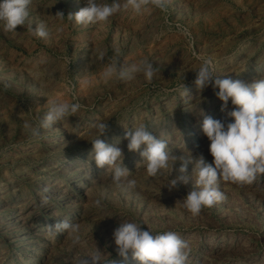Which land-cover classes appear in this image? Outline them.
I'll return each instance as SVG.
<instances>
[{
  "label": "rangeland",
  "instance_id": "rangeland-1",
  "mask_svg": "<svg viewBox=\"0 0 264 264\" xmlns=\"http://www.w3.org/2000/svg\"><path fill=\"white\" fill-rule=\"evenodd\" d=\"M85 6V0H32L24 26L6 33L0 23V264H77L96 247L116 264H137L115 252L113 231L124 221L154 233L176 231L190 245L187 264H264V175L250 185L220 181L226 199L192 216L182 206L192 181L166 186L180 175L181 162L148 177L142 157L123 139L125 129L142 123L167 141V151L202 153L211 164L201 112L227 124L232 105L221 111L211 86L199 91L195 70L211 58L222 79H264V0H167L164 9L121 10L101 24L67 17ZM40 23L49 37L32 35ZM113 57L122 64L147 58L157 75L105 83L100 72ZM49 98L81 107L31 139L24 124H39ZM98 121L109 124L100 138L122 149L123 165L138 182L134 193H121L112 170L95 164L90 140ZM97 198L101 207L94 206ZM63 220L80 224V244L49 230Z\"/></svg>",
  "mask_w": 264,
  "mask_h": 264
},
{
  "label": "clouds",
  "instance_id": "clouds-1",
  "mask_svg": "<svg viewBox=\"0 0 264 264\" xmlns=\"http://www.w3.org/2000/svg\"><path fill=\"white\" fill-rule=\"evenodd\" d=\"M32 0H0V23L6 33H13L17 26H24L29 17ZM86 6L67 17L78 25L107 23L111 17L121 10L131 9L141 14L149 6L164 9L167 0H113L104 3L101 0H85ZM55 17L63 20L65 15L57 11ZM57 28V32L62 31ZM32 35L47 38L50 33L43 23L31 29ZM101 52L99 57L104 58ZM158 68L147 58L122 64L118 57H113L104 65L100 72L105 82L132 80L137 74H142L151 81ZM194 84L199 91L211 86L215 95L222 101L221 111H225L231 102L232 110L228 115L232 122L225 124L219 119L203 115L202 131L210 141L209 152L212 163H207L202 153L193 156L175 155L167 151V141L158 138L148 130L145 124H139L132 130L125 129L123 139L128 141L129 151L138 152L142 157L148 177H156L163 171L173 169L177 161L181 162L175 179L166 185L169 190L178 189L180 183L187 184L190 180L193 189L183 198L182 206L192 216H198L202 209L211 208L216 203L226 199L220 190V181L238 185H250L259 176L264 175V79L246 83L240 79L220 78L216 74V62L211 58H203L198 69ZM182 88L187 93L184 85ZM48 110L38 125L25 122L24 128L31 139L40 136V130L50 129L53 125L73 116L80 109L79 103H70L57 98L47 99ZM96 138L90 140L93 145L92 158L98 168L111 169V183L121 193H134L137 180L123 165V151L115 144H108L100 137L109 131L108 122L93 123ZM119 143V140L118 142ZM193 164L192 173L187 174L188 164ZM45 188L43 192H47ZM49 198L44 195L42 203L47 204ZM94 206H102V198L94 200ZM142 224L134 221H124L113 231L116 245V255L124 261L131 258L137 264H187L191 251L189 243L182 239L174 230L154 233L150 229L143 230ZM55 233L66 232L73 245L81 243V226L79 223L63 220L49 226ZM77 264H116L111 253L105 255L97 247L94 252L80 259Z\"/></svg>",
  "mask_w": 264,
  "mask_h": 264
}]
</instances>
